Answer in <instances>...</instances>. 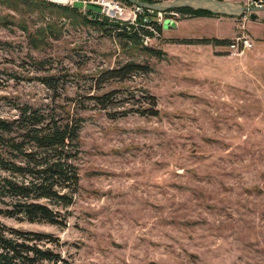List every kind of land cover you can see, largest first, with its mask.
<instances>
[{
    "label": "rangeland",
    "instance_id": "1",
    "mask_svg": "<svg viewBox=\"0 0 264 264\" xmlns=\"http://www.w3.org/2000/svg\"><path fill=\"white\" fill-rule=\"evenodd\" d=\"M175 14L166 28L169 15L143 10L134 27L159 31L136 45L96 28L128 22L88 0H0V117L31 106L83 118L65 225L0 223L58 238L74 264H264V11ZM242 36L252 49L181 42ZM127 62L150 72L100 77ZM103 94L105 110L89 98ZM149 95L157 116L128 112Z\"/></svg>",
    "mask_w": 264,
    "mask_h": 264
},
{
    "label": "trees",
    "instance_id": "2",
    "mask_svg": "<svg viewBox=\"0 0 264 264\" xmlns=\"http://www.w3.org/2000/svg\"><path fill=\"white\" fill-rule=\"evenodd\" d=\"M174 12L191 17L213 15L191 9H178ZM148 24L159 31L156 23ZM95 27L109 34L115 33L117 37L136 45L141 44L140 39L143 37H153L146 25L134 27L124 24L119 27L106 18L96 22ZM181 42L227 46L230 41L203 38L182 39ZM141 49L151 56L159 57L158 51L146 47ZM149 72L146 65L127 62L100 77L121 80L133 74ZM107 97L103 94L89 98L105 110L104 99ZM147 97L150 100L147 109H128V112L157 116L155 97ZM17 112L13 119L0 117V203L3 205L0 216L19 222L62 227L65 225V217L58 208L70 206L79 190L80 178L75 162L79 154L83 118L64 108L57 113L54 109L40 111L24 106L18 107ZM125 114L121 113L123 116ZM59 242L58 238L50 234L16 229L0 223V264H74L69 257L56 250Z\"/></svg>",
    "mask_w": 264,
    "mask_h": 264
},
{
    "label": "water",
    "instance_id": "3",
    "mask_svg": "<svg viewBox=\"0 0 264 264\" xmlns=\"http://www.w3.org/2000/svg\"><path fill=\"white\" fill-rule=\"evenodd\" d=\"M127 1L130 4H136L146 11L159 12L168 14L178 9H191L195 11H204L213 15L222 17L236 18L242 16L245 12H257L264 11V6L257 5L256 7L247 8L239 3H233L224 0H173L170 2H141L138 0H118ZM263 0H252L254 4L261 3ZM255 15H251V19H254ZM166 28H172L175 26L173 21L166 19L163 23Z\"/></svg>",
    "mask_w": 264,
    "mask_h": 264
},
{
    "label": "built area",
    "instance_id": "4",
    "mask_svg": "<svg viewBox=\"0 0 264 264\" xmlns=\"http://www.w3.org/2000/svg\"><path fill=\"white\" fill-rule=\"evenodd\" d=\"M90 4L93 5H98L101 7V14L104 15L105 17L109 19H114V20H121L124 22H128L129 26H134L136 21V18L138 15L143 13V10L141 7L137 5H133L132 9L126 10L125 8L121 7L119 4L118 0H88ZM127 12V17L126 18H121L120 16ZM165 15H169L170 17H167L166 19L173 21V17L176 16L175 13H168ZM152 31V33L155 34V31L153 29H149ZM144 38V37H143ZM146 40H148L147 37H145ZM228 50L229 51H234V52H244L246 50H250L253 48V43L250 39H248L245 36L238 37L234 40H232L229 45H228Z\"/></svg>",
    "mask_w": 264,
    "mask_h": 264
},
{
    "label": "bare ground",
    "instance_id": "5",
    "mask_svg": "<svg viewBox=\"0 0 264 264\" xmlns=\"http://www.w3.org/2000/svg\"><path fill=\"white\" fill-rule=\"evenodd\" d=\"M134 5H136V4H134ZM138 6V5H137Z\"/></svg>",
    "mask_w": 264,
    "mask_h": 264
},
{
    "label": "flooded vegetation",
    "instance_id": "6",
    "mask_svg": "<svg viewBox=\"0 0 264 264\" xmlns=\"http://www.w3.org/2000/svg\"><path fill=\"white\" fill-rule=\"evenodd\" d=\"M262 2H263V1H262ZM262 2H261V3H262Z\"/></svg>",
    "mask_w": 264,
    "mask_h": 264
}]
</instances>
